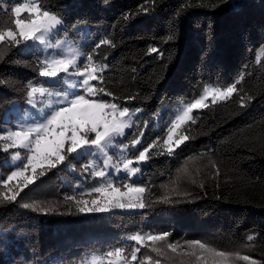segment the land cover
<instances>
[{"label":"trees","instance_id":"1","mask_svg":"<svg viewBox=\"0 0 264 264\" xmlns=\"http://www.w3.org/2000/svg\"><path fill=\"white\" fill-rule=\"evenodd\" d=\"M0 2L13 4L14 0ZM45 3L63 16L68 38L76 43L83 40L85 54L102 38L114 42L115 47L103 45L94 54L97 62L108 65L103 86L118 97L114 102L142 109L139 127L129 129L119 141L127 143L141 130V150L158 136L161 141L141 175L131 178L149 189L145 209L78 213L74 204H65L66 194L79 196L99 182L82 170L88 155L72 160L75 171L61 165L25 189L17 202L0 205V264H79L93 252L130 249L134 242L129 236L149 231H168L171 242L199 239L218 250L247 253L264 261V57L256 62L264 45V0ZM169 34H175V39L164 42ZM150 47H157L163 57L150 53ZM17 59L26 60L28 66L12 62ZM33 64L31 53L18 55L16 49L0 62V79L5 81L0 84V129L10 123L6 117L10 105L25 103L24 85L44 82ZM241 74L238 92L227 101L209 102V107L195 110V123L180 129L190 139L173 155L164 154L166 125L175 108L198 98L207 85L227 87ZM130 96L135 98L129 100ZM241 96L245 107L240 106ZM212 162L219 169L218 177ZM185 165L189 174L178 172ZM12 170L9 153L0 151V178L6 179ZM125 181V174L115 177L118 185ZM165 195L170 203L156 202ZM33 201L53 202L56 211L44 215L22 206ZM249 235L255 239L248 241ZM146 252L142 248L138 256ZM159 259L161 264H181L180 257ZM184 261L198 264L194 258Z\"/></svg>","mask_w":264,"mask_h":264},{"label":"snow or ice","instance_id":"2","mask_svg":"<svg viewBox=\"0 0 264 264\" xmlns=\"http://www.w3.org/2000/svg\"><path fill=\"white\" fill-rule=\"evenodd\" d=\"M142 11L148 10L142 8ZM128 18L126 14L124 19ZM64 24L61 13L49 7L45 0H14L13 4L0 2V62H5L13 49L17 50L18 55L31 53L34 56V70L48 84L45 86V83L29 81L24 85L21 91L25 93L26 104L34 111L25 109L24 119L13 127L0 129V151L9 153L14 169L6 179L0 178V188L3 189L0 190V205L17 202L25 189L61 165L75 171L72 160L88 155L102 158V165L94 158L82 168L84 172H90L93 179L99 178V182L79 196L66 194L63 198L65 204H74L78 213L145 209L149 207L146 200L149 189L131 178L140 172L138 165L151 158L152 150L160 146L161 138L158 136L142 150L137 149L138 154L127 155L131 149L142 144L143 130L127 143L117 138L125 137L127 129L139 127L137 121L142 109H130L114 102L118 97L103 86L108 65L97 62L94 55L101 46L115 47V44L111 39L102 38L85 54L68 39ZM61 32H64L63 36ZM174 39L175 34H169L164 42ZM37 52L43 55H37ZM149 52L160 57L164 55L157 47H150ZM262 57L264 45L256 58L258 64ZM12 62L28 66L23 59ZM243 79L244 75L241 74L225 88L205 87L198 98L179 108L166 125L162 144L164 154L173 155L176 148L190 139L188 135H181L180 129L188 123H195V110L209 107V100L215 105L231 99L238 92L237 85ZM93 82H98L100 86ZM4 83L0 79V84ZM101 95L112 100L102 99ZM134 98L128 97L129 100ZM244 101L245 97L241 96V107L246 106ZM143 124L146 127L147 121ZM110 150L116 151L115 159L109 154ZM212 166L216 168L215 176L218 177L220 173L215 162H212ZM108 169L116 173L124 172L126 181L118 185ZM178 172L189 174L186 165ZM172 191L176 192V189ZM85 196L88 198L85 199ZM156 202L171 201L165 195ZM22 206L44 215L56 211L53 202L33 201ZM170 235L168 231L137 232L128 237L134 242L130 249L114 247L103 253L93 252L83 257L79 264H161L159 257H180L181 264H185L184 258H194L198 264H236V261L260 264L248 255L218 250L199 239L185 240L183 244L171 242ZM247 239L252 241L255 237L249 235ZM142 248L148 249V252L138 256ZM169 252L173 256H169ZM148 253H155L157 258Z\"/></svg>","mask_w":264,"mask_h":264},{"label":"rangeland","instance_id":"3","mask_svg":"<svg viewBox=\"0 0 264 264\" xmlns=\"http://www.w3.org/2000/svg\"><path fill=\"white\" fill-rule=\"evenodd\" d=\"M70 39V38H68ZM71 41H73L72 39H70ZM74 42V46L78 47L82 52H83V49H82V42L83 40H80L78 43H76L75 41ZM51 51V50H50ZM260 50L258 51V54H259ZM44 79V82L45 83V78ZM94 83V82H93ZM45 86H48L47 83H45ZM207 87L209 88H212V87H216V88H225V87H221V86H218V85H207ZM193 101V100H192ZM192 101H187V102H192ZM187 102H183L179 107L175 108V111L174 113L179 109L181 108L185 103ZM210 102V100L208 101V103ZM25 109H27L29 112L31 111H34L33 109H31V107L29 105L26 104V101L25 103L22 105L19 101H14L9 109L7 110L6 112V117L8 120H10V123L9 124H6L4 128H9V127H13L17 122L21 121L22 119L25 118ZM137 109V108H135ZM163 115V112H161L158 117H157V120L159 121V119L162 117ZM129 129L126 130V133L128 132ZM124 137H119L117 138L118 141L123 139ZM125 143V142H124ZM137 149H140V145L137 146L136 149H131L130 152L127 154L129 155V157H131L132 155L134 154H138V151ZM136 151V152H135ZM135 152V153H134ZM110 155H113L114 156V159L117 157V153L115 150H110L109 152ZM96 157H93V156H88V161L86 162L87 164L89 163L90 160L94 159ZM97 159V163L102 165V158H96ZM147 162L145 163H141L138 165V167L140 168V172H141V169H142V166L144 164H146ZM108 171L111 172V178L113 180H115V177H119L121 176L122 174H125L124 172H120V173H116L115 171L111 170V169H108ZM137 173L136 176L132 177V178H138L141 174ZM126 175V174H125ZM177 189H179V186H177ZM0 190H3L2 188H0ZM88 190V189H87ZM88 197H86L85 199H87ZM121 210H126V209H121ZM136 210V209H135ZM244 252V251H243ZM100 253H103V252H100ZM92 253L88 254V255H91ZM87 255V256H88ZM241 255H248L247 253H242ZM250 256V255H248ZM251 257V256H250ZM252 259L254 260H257L253 257H251ZM258 261V260H257ZM244 264H247V262L245 261H242ZM260 264H264V261L263 260H260L259 261ZM236 264H239L237 261H236Z\"/></svg>","mask_w":264,"mask_h":264}]
</instances>
